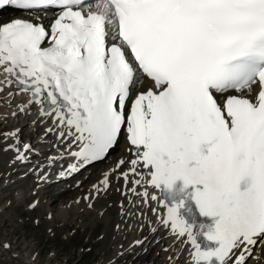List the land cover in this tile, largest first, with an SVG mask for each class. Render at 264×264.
Returning a JSON list of instances; mask_svg holds the SVG:
<instances>
[{"label":"snow or ice","instance_id":"obj_1","mask_svg":"<svg viewBox=\"0 0 264 264\" xmlns=\"http://www.w3.org/2000/svg\"><path fill=\"white\" fill-rule=\"evenodd\" d=\"M5 6L28 18L0 23V98L10 105L27 95L10 115L37 107L44 136L56 133L63 145L37 166V183L44 168L59 164L65 179L107 159L123 137V154L82 197L87 207L114 181L124 199L144 204L147 187L157 189L166 211L151 212L189 246L185 264H249L264 245V0H0ZM20 132H0V151L26 162L35 149Z\"/></svg>","mask_w":264,"mask_h":264},{"label":"rangeland","instance_id":"obj_2","mask_svg":"<svg viewBox=\"0 0 264 264\" xmlns=\"http://www.w3.org/2000/svg\"><path fill=\"white\" fill-rule=\"evenodd\" d=\"M121 143L122 139H120V143L116 146L112 154L107 159L101 161L100 168L102 169L97 172L94 180H91L89 183L84 185L85 188H82L81 192H78L75 187L78 186L79 180L90 174V167L82 171L79 175H77V177L75 176L74 179H70L67 182H60L56 184L58 186L54 185L45 189L46 193H41L39 191L37 195H32L26 198V191L31 189V186H33L32 179L35 177L36 173L39 172V169L36 166V168L31 171V174H33L32 176H26L27 174L24 173L25 176L19 178L21 180L18 179V182L2 194L5 198L0 201V240H4L7 235V240L12 246L11 249L14 248V242L18 240L21 248L19 254H17L18 252L16 251V254L19 256L17 258V262L19 264H25V259H23L25 254L27 257L29 255L28 258L32 260L30 264H109L110 261H114L117 250H120L121 247L122 249L120 252L125 254L124 250L128 244L130 245V243H132L134 236L127 240L129 235L126 234V238L123 237V240L121 241L123 242V245L113 243L111 231H107L106 236L104 235L107 226L102 219L103 216H101V213L100 216H98V213H94V210L96 208H100L102 205L98 204L95 205L94 209H89L87 207V202L82 200V197L88 194V187L95 181L101 179L98 178L101 172L103 174L105 171L111 170L112 164H110V159L111 157L118 156L120 154L122 151L120 150ZM42 165L43 162H39V166ZM15 167L16 165L12 166L10 169L15 170ZM1 168H3V172H0V176L5 174L7 175L5 179H7L9 177V171L4 167L2 161L0 162V169ZM18 171L19 172L17 174L20 175V168H18ZM91 175H94V173H91ZM4 180H0V188L4 187L6 183ZM61 183L64 185H59ZM71 189L73 190L70 191ZM19 190L22 194L18 195L14 193ZM48 191L51 193H47ZM58 195L63 196L57 198ZM33 201H39L38 206L35 209H30L28 205ZM77 201L80 202L77 203ZM74 204L75 206H72ZM69 205L75 207L74 210L76 209L75 211L77 212H72L67 207ZM130 207L132 208V205ZM135 209L136 208L131 210L128 209L126 212L127 221L125 222L126 226L124 230L126 233L127 230H129L131 232H129V234L136 231V227H134L135 220L133 215ZM140 210L141 209H139V212ZM108 214L114 216V218L117 216L115 210L110 211ZM138 214L139 213L136 215L138 216ZM132 220L134 221L132 222ZM143 220L144 219L142 218L141 222H143ZM5 221L6 224L3 225V222ZM117 224H119V222L113 224L112 228H115ZM121 228L123 227L121 226ZM121 228L119 227L118 229ZM138 229L140 230V227L137 228V231H139ZM174 241H177L176 238H174ZM27 246L30 248L29 251L25 250ZM171 246L168 247L169 250ZM12 251L14 252V250ZM34 253L37 254L35 262L33 261ZM126 253L128 254V252ZM152 253V255L150 254L151 257L149 255L150 259L147 260V264H163V261L169 256L177 258V254L175 256L174 253L172 254L169 251L167 253L165 252V256H163L165 259L162 257L156 263L158 256L157 250H155V252L152 251ZM160 255H162V253H160L159 256ZM0 259V264H4L5 261L2 260L1 257ZM131 260L126 261L125 259L124 262L126 261L128 264H138L136 261L131 263ZM261 260H264V257L262 259L260 257V261ZM255 261L256 259L254 258L249 262V264H259V261ZM181 262L182 260L180 261V264L183 263ZM114 264H117V262H114Z\"/></svg>","mask_w":264,"mask_h":264},{"label":"bare ground","instance_id":"obj_3","mask_svg":"<svg viewBox=\"0 0 264 264\" xmlns=\"http://www.w3.org/2000/svg\"><path fill=\"white\" fill-rule=\"evenodd\" d=\"M8 15H9V13H5V14L0 15V20L1 19L3 20L5 17H8ZM9 99H11V98L7 97V96L0 98V117L5 116V115L8 116L7 120L0 119V132H7V131L15 130V129H21V132H20L21 140L24 142H28V143L32 144L35 151L29 155L26 162L14 161L12 159L11 153H5L3 151H0V162L2 161L4 167L9 171V175H8L9 177L18 172L16 168L13 171H12V169H10L12 166H15V165L17 168H21V169L25 168L24 171H26L25 172L27 174L26 176H32L33 174H31V171L34 168H36L35 166H38L39 162H41V161L43 162V165H46L49 157L59 156L60 153L63 152V145L57 140L56 133H51L47 136H44L45 124L43 122H40V121H42V119L46 120V118L40 117L37 107H35V106L32 107L30 110V114H28V115H20L19 118H14V117L11 118L12 116L10 115V113L17 110L18 105L22 106L27 101V99H28L27 95L17 96L14 100H12L10 105L8 104ZM10 118H11V120H10ZM47 123H50V121H47ZM33 134H35V135L33 136ZM4 143H5L4 141L0 140V148L3 147ZM124 144H125V141H124V138L122 137V143L120 145L121 146L120 150H122V151L120 152V154L118 156L111 157V159H110L111 160L110 164H112L111 169L114 167L116 160L123 154ZM37 160H39V161H37ZM64 163L66 164V163H68V161H64ZM32 164H34L33 167H31ZM100 166H101V161L90 166V169H91L90 174H88L85 178L79 180L78 186L75 187V188H77L78 192H81L82 188H85L84 187L85 184H87V183H89V181L95 179V175L97 174V172L102 169V168H100ZM57 168H60L59 164H57L56 166H54L51 169L44 168V172L48 173V177H47L46 181L41 182L39 184L37 183V174H38V172H37L35 177L32 179L33 180V186H31L32 190L30 189L29 191L28 190L26 191V194H25V195H27L26 198H28L29 196H32V195L33 196L37 195L39 191L41 193H46L45 189L50 188V187H52V186H54L60 182H67L70 179H74L75 176L77 177V175H79L82 171L86 170V169H84L74 176H70V177L65 178V179H60L57 176V173L59 172L57 170ZM108 171H110V170H108ZM0 172H3V168L0 169ZM91 173H94V175H91ZM22 174H23V172L20 173V175H22ZM40 174L42 175L43 173H40ZM102 175L103 174L101 172L99 177L98 176L97 177L102 178ZM6 176L7 175H5V174H3V176L1 175L0 180L1 179L4 180L6 178ZM19 180H21V179H19ZM146 181H147V177L145 178V181L143 182L145 184V187H141L139 189L140 192L145 191V188L147 187ZM16 182H18V177L16 179H12V181L6 182L4 187L0 188V195H1L0 201L4 200V198H5V196H2V194L5 191L9 190L10 187H12V185H14ZM98 183H99V180L95 181L92 185H90L88 187L89 191L93 187V185H97ZM116 187H121L122 190H124L122 185H120L118 182L114 181L113 182V190L110 191L106 197H101L100 200L95 203V205L100 204L102 206L100 208H96L94 210L95 211L94 213H96V214L98 213V216H100V213H101V216H103L102 219L104 220V222L106 223L105 225L107 226L104 235L106 236L107 231H111L113 243L123 245V242H121V241L123 240V237H125L126 234L129 235L127 240L130 237L134 236V238L132 239V243H130V245L128 244V246L124 250L125 254H122L119 257H117V253L120 252L122 247L120 248V250H117L114 262H117V264H128L126 261L127 260L129 261L132 259L131 263H134L133 261H136V262H138V264H147V260L150 259L151 255L153 254L152 251L155 252V250H157V253H158V256L156 259L157 261L155 260L157 263L159 261V259H161L163 256H165V252L162 249L168 248L169 246L172 245L170 250H169L170 253H172V254L174 253L175 256L177 254V259H179L180 261L182 260L183 263L182 262L181 263L185 264L186 260L189 258V251H188L189 246H187L185 244L178 243L177 241H174L175 237L172 236L171 232L169 230L164 229L159 224H157V216L153 215L151 213V209H153V208L157 209V207H158L157 201H151V199H150L152 194H155V195L158 194L157 190H154V188H151V187H147V191L149 193V198H148L149 203L144 204L142 202V199H137L136 197L131 196V195H129L127 200L124 199V197L121 196L120 192L115 191ZM72 190L73 189H71L70 191H72ZM89 191L87 193H89ZM47 193L50 194L51 192L48 191ZM61 196H63V195H58L57 198H60ZM6 197H8V196H6ZM128 200H132L135 202V205H137L138 208L141 209L140 212L143 213V216H141L139 214H138V216L136 214L134 215V213H136V212L138 213L137 207H134L133 204L128 202ZM137 200H139V201H137ZM70 204H71V201H70ZM121 205H123L124 212H125V217H123V219H121V208H120ZM131 205H132V208L130 207ZM72 206H75V204ZM72 206L69 205L67 207L72 212H74L76 209L74 210L75 207H72ZM6 208H7V206H6ZM134 208H136V209L134 212L133 211L132 212L134 215V220H135V222H134L135 226L134 227H136V231H133L132 234H129V232H130L129 230L126 229L127 233L124 230L125 226H126L125 222L127 221L126 212L128 209L131 210ZM113 209L117 213L116 218H114V216H111L108 214L110 211H114ZM75 212H77V211H75ZM60 213H62V212H60ZM158 213H159V211H158ZM160 216H161V218L163 217L162 214H160ZM142 218L144 219L143 222H141ZM99 219H100V217H99ZM134 220H132V222ZM149 221L151 222L152 227H157L159 229L155 234H151L149 232V228L147 227ZM117 222H119V224L123 228H121V226H120L121 229H118V228L116 229V227L112 228V225L116 224ZM5 224H6V221L3 222V225H5ZM138 225H144V227L143 228L140 227V230L138 229L139 231H137V228H139ZM145 237H147V240H145L144 245L138 246V247H130L131 245L134 244L135 241L142 240ZM4 240H7V235H6V238ZM4 240H2V241H4ZM13 245H14V248L11 249L10 252H5L4 250L0 249V251H1L0 257L2 258V260L5 261L4 264H7V263L8 264H19L17 262V258L19 257L17 254L20 253L21 248H20V244H19L18 240H16ZM165 245H166V247H165ZM174 247H175V249H174ZM29 249H30L29 246H27L25 248L26 251H29ZM12 250H14V252ZM16 251L18 252L17 254H16ZM126 252H128V254L130 256ZM160 253H162V255L159 256ZM254 254H256V255H254ZM254 254H253L254 258L256 259L255 262L259 261L258 262L259 264H264V260L260 261V257H261V259L264 257V245L259 246L256 249V252H254ZM149 255H150V257H149ZM26 257H27V255H26ZM28 257H29V255H28ZM30 257H32V256H30ZM170 258H171V256H169L166 260H164L163 264H175V260L170 259ZM125 259H126V261L124 262ZM163 259H165V258L163 257ZM0 261H1V259H0Z\"/></svg>","mask_w":264,"mask_h":264}]
</instances>
